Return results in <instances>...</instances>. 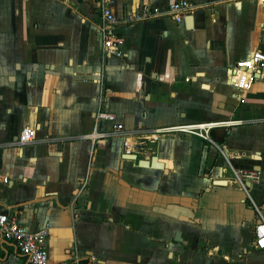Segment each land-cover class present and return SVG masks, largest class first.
Segmentation results:
<instances>
[{"label":"crops","instance_id":"0c3cea01","mask_svg":"<svg viewBox=\"0 0 264 264\" xmlns=\"http://www.w3.org/2000/svg\"><path fill=\"white\" fill-rule=\"evenodd\" d=\"M170 1L0 0V209L46 229L48 264L72 253L85 264H264L252 246L264 221V79L230 83L237 60L264 52V0H188L179 20L131 19ZM102 6L121 55L101 60ZM100 63V106L133 135L130 154L117 137H82ZM212 122L206 137L166 129ZM24 126L35 139L16 145ZM238 169L258 179L242 189ZM0 264L26 262L0 239Z\"/></svg>","mask_w":264,"mask_h":264},{"label":"built area","instance_id":"2783aa9c","mask_svg":"<svg viewBox=\"0 0 264 264\" xmlns=\"http://www.w3.org/2000/svg\"><path fill=\"white\" fill-rule=\"evenodd\" d=\"M193 6L188 0L170 1L162 7L146 4L139 7L131 15V19L150 18L163 14L179 20L183 15L188 14ZM116 21L117 19L107 7L102 6L100 8L98 30L101 37V60L110 55H121V41L113 32V26ZM102 71V63H100V67L96 71H93L92 80L98 87V98L90 132L82 135V137L89 139L91 143L97 139L117 137L120 139L122 153L130 154L133 151V135L121 122L115 119L113 113L106 111L100 106L103 85ZM230 79L231 86L237 91H247L255 80L264 79V52L256 49L246 58L237 60L230 72ZM103 122H108L109 126L103 128L101 126ZM216 124L218 123L182 124L169 126L166 129L192 132L206 137V129ZM34 139V129L24 126L16 135L14 144L24 145L32 142ZM232 173L234 182L242 189L245 188L246 181H256L258 179L257 172L252 170L238 169L233 170ZM83 185L84 181L80 187H83ZM45 234V228L35 232L25 230L16 220L15 215L7 209H0V239L10 242L16 251L22 255L26 264H48L47 252L43 245ZM252 235L253 248L257 250L264 249V221L261 217L254 223ZM80 260V257L76 253H72L68 259L62 260L58 264H80Z\"/></svg>","mask_w":264,"mask_h":264},{"label":"water","instance_id":"95a60500","mask_svg":"<svg viewBox=\"0 0 264 264\" xmlns=\"http://www.w3.org/2000/svg\"><path fill=\"white\" fill-rule=\"evenodd\" d=\"M125 158H127V159H133L134 158V155H124V157H122V159H125ZM139 162H145V160L144 161L143 160H140ZM148 162H149L150 165L153 164L156 167H162V165H163L162 162L156 161L155 156L149 157ZM174 239L180 240L179 239V236H178V232L175 233Z\"/></svg>","mask_w":264,"mask_h":264},{"label":"trees","instance_id":"16d2710c","mask_svg":"<svg viewBox=\"0 0 264 264\" xmlns=\"http://www.w3.org/2000/svg\"><path fill=\"white\" fill-rule=\"evenodd\" d=\"M85 263H86V261L84 259L80 260V264H85Z\"/></svg>","mask_w":264,"mask_h":264}]
</instances>
